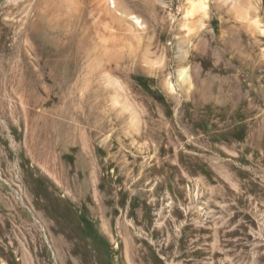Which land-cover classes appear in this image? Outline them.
Returning <instances> with one entry per match:
<instances>
[{
  "label": "rangeland",
  "instance_id": "374dc122",
  "mask_svg": "<svg viewBox=\"0 0 264 264\" xmlns=\"http://www.w3.org/2000/svg\"><path fill=\"white\" fill-rule=\"evenodd\" d=\"M200 1L0 0V264H264V0Z\"/></svg>",
  "mask_w": 264,
  "mask_h": 264
},
{
  "label": "bare ground",
  "instance_id": "6f19581e",
  "mask_svg": "<svg viewBox=\"0 0 264 264\" xmlns=\"http://www.w3.org/2000/svg\"><path fill=\"white\" fill-rule=\"evenodd\" d=\"M236 2V1H235ZM106 3H107V6L109 7H113V8H118L119 7V0H106ZM237 3V2H236ZM239 3V2H238ZM235 5V4H234ZM196 5H194L193 4V7H195ZM199 9L200 10H202L203 12H204V14H206L207 12H208V0H201L200 2H199ZM237 7V6H236ZM242 7V6H241ZM240 7V4H239V6H238V8H241ZM243 8V7H242ZM241 8V9H242ZM241 9H238V10H240L241 11ZM109 10H110V8H109ZM115 10V9H114ZM114 10H110L109 11V13H111L112 15H113V11ZM115 11H117V10H115ZM246 11V10H245ZM244 11V12H245ZM248 12V11H247ZM241 13H243L242 11H241ZM188 14H189V11H186L185 12V17H187L188 16ZM130 15V14H129ZM244 15V14H243ZM246 16V15H245ZM127 17V15L126 16H124V17H122V18H126ZM131 18H133L134 20H135V22L137 23V25H139V26H143V20L138 16V15H135L134 17L132 16ZM256 22H258V21H256ZM100 26H99V28H105L106 30L107 29H109L110 28V25L106 22H104V21H102V22H100V24H99ZM100 39H101V42H103L104 44H107V43H109L110 42V38H108V37H106V36H102V38L100 37ZM180 76H181V79H183V81H188L189 82V77H188V75H187V73H186V70L185 69H182L181 70V72H180Z\"/></svg>",
  "mask_w": 264,
  "mask_h": 264
}]
</instances>
